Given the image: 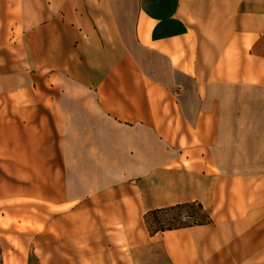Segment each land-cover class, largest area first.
Returning a JSON list of instances; mask_svg holds the SVG:
<instances>
[{
	"label": "crops",
	"instance_id": "obj_1",
	"mask_svg": "<svg viewBox=\"0 0 264 264\" xmlns=\"http://www.w3.org/2000/svg\"><path fill=\"white\" fill-rule=\"evenodd\" d=\"M241 80L264 81V0H0L3 264H264V123L243 153L221 99L189 114ZM121 126L159 147L139 184L116 181ZM190 203L209 221L147 229Z\"/></svg>",
	"mask_w": 264,
	"mask_h": 264
},
{
	"label": "rangeland",
	"instance_id": "obj_2",
	"mask_svg": "<svg viewBox=\"0 0 264 264\" xmlns=\"http://www.w3.org/2000/svg\"><path fill=\"white\" fill-rule=\"evenodd\" d=\"M261 82L264 81L255 80L252 84L244 80L237 81L232 87V95L222 94L215 97L202 95L200 100H198L197 95L195 97L189 96L188 106L190 108L191 121L196 119L197 122L200 111H203V119H205L207 113L216 111L218 105L208 101L221 99L227 109L226 115H223L226 123H239L238 144H224L222 147H232L239 152H246L248 145L245 142V123H255V125L264 123V87ZM191 84V87L194 86L193 82ZM221 86L223 88L229 87V85L225 84ZM234 89H236L235 94H233ZM77 119L78 123H110L109 119L91 105L85 108L79 104ZM201 123H205V121ZM113 130L115 129L111 126L98 134H105L104 137L108 136L112 139ZM258 132L259 135L263 134L261 128H259ZM95 134H97L95 128L89 126V135L93 136ZM254 135L256 136V128L254 129ZM85 146V144H79V155H84ZM157 148L159 147L155 142V138L145 130L135 132L134 129L121 126V177L116 181L122 184L130 182L139 184L142 182L146 172L149 171L148 166L152 162L148 159V156L150 153L155 152ZM94 151L97 152V148H94ZM253 151L255 157H261V153L264 152L262 143L254 142ZM81 179L85 180L86 178L79 176V181ZM207 219L208 213L205 210L201 209L196 203H190L149 213L145 216V225L149 231L153 232L195 224ZM1 262L2 257L0 256V264Z\"/></svg>",
	"mask_w": 264,
	"mask_h": 264
},
{
	"label": "trees",
	"instance_id": "obj_3",
	"mask_svg": "<svg viewBox=\"0 0 264 264\" xmlns=\"http://www.w3.org/2000/svg\"><path fill=\"white\" fill-rule=\"evenodd\" d=\"M184 205H186V204H184ZM199 205V204H198ZM179 206H181V205H179ZM200 207H201V209H203V207L201 206V205H199ZM176 207V206H175ZM171 208H173V207H171ZM166 209H168V208H166ZM161 210H163V209H161ZM204 210V209H203ZM155 211H158V210H155ZM155 211H152V212H149V213H153V212H155ZM148 213V214H149ZM209 221V215H208V219L206 220V221H203V222H198V223H195V224H202V223H206V222H208ZM189 225H194V224H189ZM189 225H184V226H181V227H185V226H189ZM178 228H180V227H178ZM170 229H173V228H170ZM167 230V229H166ZM161 231H164V230H161ZM153 232H158V231H153ZM0 256L2 257V262H1V264H3V256H2V249H1V245H0Z\"/></svg>",
	"mask_w": 264,
	"mask_h": 264
}]
</instances>
